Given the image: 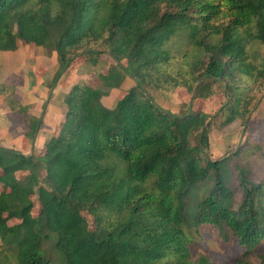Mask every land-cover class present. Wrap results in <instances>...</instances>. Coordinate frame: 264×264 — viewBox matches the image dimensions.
Listing matches in <instances>:
<instances>
[{
	"label": "trees",
	"instance_id": "16d2710c",
	"mask_svg": "<svg viewBox=\"0 0 264 264\" xmlns=\"http://www.w3.org/2000/svg\"><path fill=\"white\" fill-rule=\"evenodd\" d=\"M18 40L56 54L52 86L81 56L95 65L97 49L115 62L99 76L102 89H120L126 75L135 85L111 109L106 91L72 86L42 155L0 146L9 190L0 193V253L16 264H218L189 241L211 226L224 245L244 249L224 264H264V147L251 142L214 161V117L173 115L148 94L182 87L208 99L220 85V127L239 121L245 133L264 91V0H0V53ZM176 42L196 53L172 73ZM17 111L34 141L42 119Z\"/></svg>",
	"mask_w": 264,
	"mask_h": 264
},
{
	"label": "rangeland",
	"instance_id": "374dc122",
	"mask_svg": "<svg viewBox=\"0 0 264 264\" xmlns=\"http://www.w3.org/2000/svg\"><path fill=\"white\" fill-rule=\"evenodd\" d=\"M18 44V49L15 52L0 53V106L3 103L6 104L8 110L11 112L10 118L13 122L19 119L20 116L17 110L21 107H29L28 114L37 108L36 115H39L42 112L43 106L47 104L49 106L53 100L64 105L63 99L65 95L76 84L106 91L101 88L103 86L99 76L107 75L110 68L115 67L114 60L106 52L97 49L101 53L97 57L95 65L86 56L77 58L52 86L54 75L59 68L56 54L48 49L26 44L21 40H18ZM195 53V50L188 47L186 43L179 44V42H176L172 49L173 58L169 66L170 72L185 71L187 69L186 63L192 61ZM184 55H187V57L185 58ZM122 65L127 67V62L123 61ZM134 85V81L126 75L125 82L120 89L106 91V95L102 98L103 105L109 109L113 108L116 102L122 99L126 92ZM214 89L216 93L212 97L197 100L193 99L192 95L182 87L174 88L172 91L151 89L148 90V94L158 107L173 115L181 116L188 111L191 113L202 112L214 117L209 129L210 157L214 161L223 158L226 152L235 151L238 146L251 145V142L264 147V91L257 98V106L252 110L249 125L246 132L243 133V128L239 121L224 128L220 127L219 123L222 122V119L217 117V114L225 104L226 97L220 85H214ZM11 99L19 104L14 110L8 104V100ZM60 107L55 106L51 109L50 113L53 110L56 116L53 117L51 123L49 122L50 124L48 123L45 132L42 130L43 135L41 134L36 140L41 149L45 148L48 140L56 136L52 131H57V129H54L55 127L52 125L58 124L61 127L64 122L67 108L65 105L62 106L63 110L61 114ZM44 113L43 111L41 114L44 115ZM50 113L47 114L49 115ZM21 117L26 118L25 116ZM42 136L45 137L42 138ZM31 143L30 140H26V145H31ZM33 153L35 155H42L44 154V150L41 152L34 151ZM260 161L255 159V157L249 160L255 169H258L257 171L260 170ZM18 176L20 177V175ZM4 191L8 192L9 190L0 185V193ZM32 201L34 203L32 214L33 216H37L40 212L38 198L35 196ZM84 217L89 224V228L93 230L94 220L92 216L84 214ZM16 223L18 222H9L10 225ZM189 239V241L193 242L192 250L195 256H207L218 264L230 263L232 259L239 257L244 251L236 242L230 246H226L217 240L218 231L211 226H201L195 229L189 233ZM0 262L2 264H16L14 256L9 252L0 253Z\"/></svg>",
	"mask_w": 264,
	"mask_h": 264
},
{
	"label": "crops",
	"instance_id": "0c3cea01",
	"mask_svg": "<svg viewBox=\"0 0 264 264\" xmlns=\"http://www.w3.org/2000/svg\"><path fill=\"white\" fill-rule=\"evenodd\" d=\"M3 103L0 106V146L4 147V148H14L15 150L21 152V154L24 155H29L31 153H33L34 151H39L41 152L44 149H41L40 145L37 144V139L40 137V135H43L42 130L45 132V128L48 126V123H51V120L53 119V117L56 116L55 112L50 113L51 109H53L55 106H61L60 107V113L62 114V106H64L63 104H60L57 101H51V103L46 105L45 110H44V115H42L41 113L39 115L37 114V108H35V110L32 111V113L29 114L30 117L33 118H41L42 119V125L40 128H38V133H37V137L34 141H31L30 138L26 137L27 132L29 131V126L27 123V119L24 117H21L19 114V119L15 120L14 122L11 120L10 115L11 112L8 110V107L6 106V104ZM47 113H50L49 115ZM26 119V120H25ZM58 119V118H56ZM62 120V119H60ZM46 122V123H45ZM49 123V124H50ZM61 123V122H60ZM54 124V123H53ZM53 127H55L54 129H57V131H52L54 134H57L60 131V126L57 125H52ZM9 134H11V136H9ZM45 136H42V138ZM26 140H30L32 143L27 144L26 145ZM40 144H42V142H40ZM34 154V153H33Z\"/></svg>",
	"mask_w": 264,
	"mask_h": 264
}]
</instances>
